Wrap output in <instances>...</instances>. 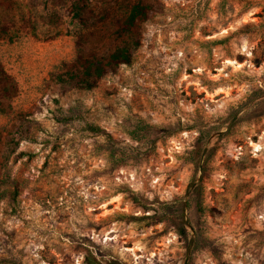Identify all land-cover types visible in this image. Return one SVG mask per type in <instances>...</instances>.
<instances>
[{
  "label": "rangeland",
  "instance_id": "rangeland-1",
  "mask_svg": "<svg viewBox=\"0 0 264 264\" xmlns=\"http://www.w3.org/2000/svg\"><path fill=\"white\" fill-rule=\"evenodd\" d=\"M132 1L82 30L68 0H0V264H264V0H144L117 34ZM133 40L94 88L57 81ZM137 119L161 137L132 141ZM88 123L138 155L114 166Z\"/></svg>",
  "mask_w": 264,
  "mask_h": 264
},
{
  "label": "trees",
  "instance_id": "trees-1",
  "mask_svg": "<svg viewBox=\"0 0 264 264\" xmlns=\"http://www.w3.org/2000/svg\"><path fill=\"white\" fill-rule=\"evenodd\" d=\"M69 12L72 20L77 24L78 28L82 30L97 27L101 23L115 14L113 9L115 5H123L122 0H102L108 3L107 8H102L97 12L93 6L95 0H68ZM151 5L144 0H134L127 5L124 16L118 17L115 20L117 34H132L135 32L143 22L149 17ZM138 41L124 42L115 46L109 53H100L91 50L82 53L78 56L76 62L68 67L66 71L56 76L57 81L61 83H70L73 86L81 88L92 89L98 82L111 70H114L122 64H131L134 59V49L137 47ZM16 91V85L13 77L5 70L0 62V97H11ZM16 127V126H15ZM164 127H159L150 124L143 119H137L134 128L130 130V138L132 141L138 143H146L151 145L161 137V131ZM22 126L19 128L21 132ZM87 129L93 133L106 134L108 155L114 166H120L128 163L133 159L132 154L138 155L139 152L135 150H127L118 146L109 134L100 126L92 123L87 124ZM170 135V134H169ZM205 149L198 147L189 152L187 161L196 163L197 168L202 169L203 172L207 169V162L204 161L202 165L199 164V159ZM197 159V160H196ZM140 161V160H139ZM197 161V162H196ZM199 193V188L197 189ZM200 194V193H199ZM197 210L201 215L205 214V209L201 204H197ZM83 264H105L99 260L92 253H87ZM106 264H121L117 261H110Z\"/></svg>",
  "mask_w": 264,
  "mask_h": 264
},
{
  "label": "bare ground",
  "instance_id": "bare-ground-1",
  "mask_svg": "<svg viewBox=\"0 0 264 264\" xmlns=\"http://www.w3.org/2000/svg\"><path fill=\"white\" fill-rule=\"evenodd\" d=\"M256 147H257V148H259V146H258V145H256ZM257 148H256V149H257Z\"/></svg>",
  "mask_w": 264,
  "mask_h": 264
}]
</instances>
